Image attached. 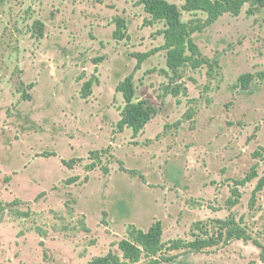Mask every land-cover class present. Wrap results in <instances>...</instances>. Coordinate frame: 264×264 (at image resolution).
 Returning a JSON list of instances; mask_svg holds the SVG:
<instances>
[{
	"label": "rangeland",
	"instance_id": "rangeland-1",
	"mask_svg": "<svg viewBox=\"0 0 264 264\" xmlns=\"http://www.w3.org/2000/svg\"><path fill=\"white\" fill-rule=\"evenodd\" d=\"M141 1L0 0V200L27 213H0V264H88L157 221L161 251L136 264H264V8L246 4L195 34L219 67L181 69L187 93L161 99L166 52L141 70L135 55L160 48L164 23L150 25ZM117 18L128 39H114ZM197 18L207 15H182ZM129 75L135 101L158 109L138 135L118 129ZM253 167L258 177L238 185ZM197 237L215 245L170 244Z\"/></svg>",
	"mask_w": 264,
	"mask_h": 264
},
{
	"label": "trees",
	"instance_id": "trees-1",
	"mask_svg": "<svg viewBox=\"0 0 264 264\" xmlns=\"http://www.w3.org/2000/svg\"><path fill=\"white\" fill-rule=\"evenodd\" d=\"M141 4L144 6V10L149 16L150 25L161 22L164 23V30L161 32V36H163L165 40L164 45L148 53H138L135 55L138 61L137 68L139 69L140 65L146 59L159 51H166V64L168 70H164L163 73L169 78L171 86L167 85L163 87L161 99L170 95L177 98L182 92L187 93V88L178 84L176 80H181L182 78L179 76L181 69L190 67L193 70H198L204 66H208V76L212 77L213 69L219 67L218 60L212 61L203 55L194 39L195 34L202 33L226 13H230L236 17L239 16L246 4L251 6V9L248 11L250 15L259 8H264V0H186L181 8L167 0H142ZM183 12H202L207 15V19L203 20L197 18L185 23L182 21ZM36 24H38V26L41 25L40 22ZM116 25L117 28L113 34L114 39L118 41L128 39L129 36L125 20L117 18ZM43 35V32H41L40 37L42 38ZM96 62H99V60ZM254 78L255 75L252 74L243 75L239 78V84L241 87L245 88ZM258 78L264 81V71L258 74ZM98 83L99 80L97 77H93L85 82L81 89V97L83 99L89 98L93 93L94 85ZM116 91L123 95L125 101V107L121 110V120L118 123V129L120 132H123L126 128H129L133 130L134 134H140L156 117L158 109L148 100L135 101L136 90L134 75H129L120 82ZM106 152L107 150L100 153L92 152L91 156ZM65 164L69 169H73L71 163L65 162ZM97 167V164L92 163L87 168L91 171L95 170ZM101 168L106 174L109 173L108 168ZM257 177L256 168L253 167L252 173L238 185H244ZM74 181L75 180H73V182ZM263 183L264 178L259 185L261 186ZM19 204H22L19 200L11 203H5L0 200V213L10 211L16 212L19 216H26L27 213L15 209ZM230 222L231 221H225L222 224L229 225ZM84 228L86 231L89 230L86 225ZM163 234V226L160 221L155 222L147 231L138 229L132 225L128 229V237L118 243L120 253L109 252L106 256L94 258L88 264H136L142 260L144 255H157L161 251L163 246ZM241 238L246 241L250 240L247 237ZM201 242L199 237H197L195 241L189 243L173 241L170 244L174 246L175 249L180 248V245L183 244V246L192 249L194 252H199L205 246L215 245V243L211 241H209V244L199 245ZM204 243H206V241H204ZM254 243L258 245L256 241H254Z\"/></svg>",
	"mask_w": 264,
	"mask_h": 264
},
{
	"label": "crops",
	"instance_id": "crops-1",
	"mask_svg": "<svg viewBox=\"0 0 264 264\" xmlns=\"http://www.w3.org/2000/svg\"><path fill=\"white\" fill-rule=\"evenodd\" d=\"M163 37V36H162ZM164 39V38H163ZM163 42V41H162ZM164 43H165V40H164V42H163V44L160 46V47H162L163 45H164ZM159 49V48H158ZM150 52V51H149ZM159 52H162V51H159ZM159 52H157V53H159ZM166 52V51H165ZM146 53H148V52H146ZM157 53H155L154 55H152L151 57H149L148 59H146L141 65H140V68L141 67H143L144 68V64L149 60V59H151V58H153ZM167 54V53H166ZM137 60V59H136ZM138 64V63H137ZM166 66H167V64H166ZM138 69V70H141V69ZM168 70V68L167 69H165V71H167ZM164 71V70H163ZM134 83H135V80H134ZM135 90H136V85H135ZM118 93V92H117ZM119 94H121V93H119ZM122 95V94H121ZM123 96V95H122ZM135 98H136V96H135ZM148 126V125H147ZM146 126V127H147Z\"/></svg>",
	"mask_w": 264,
	"mask_h": 264
}]
</instances>
